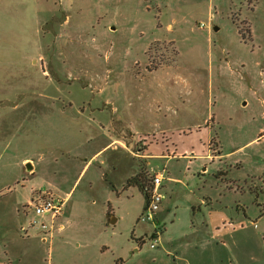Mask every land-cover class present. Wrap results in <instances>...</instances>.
<instances>
[{
	"label": "rangeland",
	"instance_id": "rangeland-1",
	"mask_svg": "<svg viewBox=\"0 0 264 264\" xmlns=\"http://www.w3.org/2000/svg\"><path fill=\"white\" fill-rule=\"evenodd\" d=\"M263 208L264 0H0V264H205Z\"/></svg>",
	"mask_w": 264,
	"mask_h": 264
},
{
	"label": "crops",
	"instance_id": "crops-1",
	"mask_svg": "<svg viewBox=\"0 0 264 264\" xmlns=\"http://www.w3.org/2000/svg\"><path fill=\"white\" fill-rule=\"evenodd\" d=\"M94 156L95 154L87 160L85 166L90 165ZM24 160H29L34 164L33 159L29 157H26ZM28 168L31 169V166ZM130 176H132V173H129L125 177V180ZM241 190L243 191L244 187H242ZM202 204H208V202L202 200ZM192 208L194 209L195 206L192 205ZM64 211L65 210H63L61 216L64 215ZM208 211L207 209V217L209 219L211 218V214L210 211ZM255 217L260 223V228L249 234H219L221 231L220 229L226 230L227 227L232 228L233 232L236 230V225L232 224L230 221H223L222 227H218L217 230H214V226H210L213 241L209 238L205 240L203 254L205 257L211 258L212 260L205 264H264V208L259 211V214ZM156 220L158 219L156 218ZM244 223L245 221L241 218L237 228L243 229L245 227ZM249 223L251 224L252 221L249 220ZM61 225L62 227L59 228V230L64 227L62 221ZM257 227L258 226L255 228Z\"/></svg>",
	"mask_w": 264,
	"mask_h": 264
},
{
	"label": "built area",
	"instance_id": "built-area-1",
	"mask_svg": "<svg viewBox=\"0 0 264 264\" xmlns=\"http://www.w3.org/2000/svg\"><path fill=\"white\" fill-rule=\"evenodd\" d=\"M163 178L164 176L162 173L151 175L149 183L143 188L145 196V206L140 214V221H149L153 224V222L156 220L155 215L157 211L160 210L162 200L165 198V194L160 191L161 181L163 180ZM63 206L64 199L54 196L53 194L48 192H42L35 198V200L31 202L33 212L36 215L40 216L46 215L51 223H53L55 219H58L62 215ZM46 225L47 224L45 222H40V226H42L43 228H45ZM59 226L60 228L62 227L61 224ZM42 231L44 236L41 237V240L44 243L50 242V236L47 237L43 229ZM160 234L161 233L158 230H155V238L150 237V239L152 238L155 242L156 240H158ZM150 247L154 248L155 244L151 243Z\"/></svg>",
	"mask_w": 264,
	"mask_h": 264
},
{
	"label": "water",
	"instance_id": "water-1",
	"mask_svg": "<svg viewBox=\"0 0 264 264\" xmlns=\"http://www.w3.org/2000/svg\"><path fill=\"white\" fill-rule=\"evenodd\" d=\"M215 29H217V27H215ZM111 222H114V219H112Z\"/></svg>",
	"mask_w": 264,
	"mask_h": 264
},
{
	"label": "trees",
	"instance_id": "trees-1",
	"mask_svg": "<svg viewBox=\"0 0 264 264\" xmlns=\"http://www.w3.org/2000/svg\"><path fill=\"white\" fill-rule=\"evenodd\" d=\"M109 210H110V206H108V213H109Z\"/></svg>",
	"mask_w": 264,
	"mask_h": 264
}]
</instances>
